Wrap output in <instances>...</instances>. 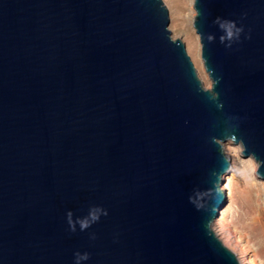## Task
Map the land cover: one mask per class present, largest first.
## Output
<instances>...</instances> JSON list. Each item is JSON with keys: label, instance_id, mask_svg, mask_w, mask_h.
<instances>
[{"label": "water", "instance_id": "water-1", "mask_svg": "<svg viewBox=\"0 0 264 264\" xmlns=\"http://www.w3.org/2000/svg\"><path fill=\"white\" fill-rule=\"evenodd\" d=\"M0 0V264H243L215 220L264 179V0Z\"/></svg>", "mask_w": 264, "mask_h": 264}, {"label": "rangeland", "instance_id": "rangeland-1", "mask_svg": "<svg viewBox=\"0 0 264 264\" xmlns=\"http://www.w3.org/2000/svg\"><path fill=\"white\" fill-rule=\"evenodd\" d=\"M194 1L169 0L173 9L171 26L176 30L175 38L184 39L190 47L206 85L211 88L212 80L203 61V45L194 27ZM225 147L232 164L222 182L226 191L223 197L226 204L221 212L227 210L229 214L224 218L225 229L219 232L242 260L241 252L244 251L255 264H264V179L257 175L259 164L255 159L242 155L241 145L226 143ZM220 217L215 220L216 227Z\"/></svg>", "mask_w": 264, "mask_h": 264}, {"label": "bare ground", "instance_id": "bare-ground-1", "mask_svg": "<svg viewBox=\"0 0 264 264\" xmlns=\"http://www.w3.org/2000/svg\"><path fill=\"white\" fill-rule=\"evenodd\" d=\"M197 14V12L195 13V15ZM202 74V73H201ZM202 76H203V74H202ZM203 78H204V76H203ZM204 81H205V78H204ZM230 142H227V144H229ZM226 144V143H225ZM232 144V143H231ZM239 145H241L242 146V148H244L243 147V144L242 143H240ZM251 156V155H250ZM253 159H254V157L253 156H251ZM256 161V160H255ZM257 162V161H256ZM257 164H259V166H260V163L259 162H257ZM234 200V199H233ZM233 200H232V202H233ZM229 214V211H224V212H221V217L219 218V220H218V222H217V224H218V230H224L225 229V227H224V218H225V216L226 215H228ZM219 225H222V226H220L219 227ZM229 234V233H228ZM241 254H242V256H243V264H255L252 260H251V258H249L248 257V255H247V253H245L244 251H242L241 252Z\"/></svg>", "mask_w": 264, "mask_h": 264}]
</instances>
